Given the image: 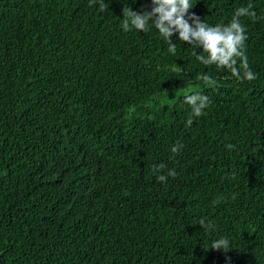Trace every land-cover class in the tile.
Listing matches in <instances>:
<instances>
[{
    "label": "trees",
    "instance_id": "obj_1",
    "mask_svg": "<svg viewBox=\"0 0 264 264\" xmlns=\"http://www.w3.org/2000/svg\"><path fill=\"white\" fill-rule=\"evenodd\" d=\"M149 5L0 0V264H264V0L189 10L238 14L253 81L123 30Z\"/></svg>",
    "mask_w": 264,
    "mask_h": 264
},
{
    "label": "clouds",
    "instance_id": "obj_2",
    "mask_svg": "<svg viewBox=\"0 0 264 264\" xmlns=\"http://www.w3.org/2000/svg\"><path fill=\"white\" fill-rule=\"evenodd\" d=\"M193 0H150L149 8H141L139 12L130 8L123 13L122 28L125 31H139L146 33L154 26L157 33L168 45V51L176 53V42L191 46L196 59L204 65H214L217 69L228 70L238 81H253L257 78L251 70L246 56L245 42L246 28L239 22L238 14L230 23L210 25L201 20L195 13H190ZM175 37V42L173 38ZM239 65V66H238ZM205 79H211L205 77ZM192 117H200L209 107L210 98L202 93H192L184 97ZM193 119L187 120L191 126ZM229 148L232 145H228ZM179 145H173L171 152L177 154ZM155 167L157 179L165 183L169 177L176 178L175 168H167L160 163ZM167 169L166 173L161 171ZM200 225H203V221ZM216 250H229L230 242L221 237L209 247Z\"/></svg>",
    "mask_w": 264,
    "mask_h": 264
}]
</instances>
